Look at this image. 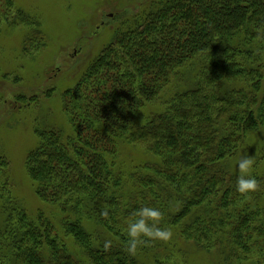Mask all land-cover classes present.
<instances>
[{"label": "trees", "instance_id": "1", "mask_svg": "<svg viewBox=\"0 0 264 264\" xmlns=\"http://www.w3.org/2000/svg\"><path fill=\"white\" fill-rule=\"evenodd\" d=\"M14 13L29 53L44 40L41 23ZM62 104L69 129L39 128L26 159L36 195L58 217H31L11 199L0 151V264H166L150 259L154 241L126 251L127 221L144 206L158 208L159 226L178 240L227 264H264V142L249 171L256 192L240 195L230 167L264 132V0H148ZM123 143L150 160L124 168Z\"/></svg>", "mask_w": 264, "mask_h": 264}, {"label": "rangeland", "instance_id": "2", "mask_svg": "<svg viewBox=\"0 0 264 264\" xmlns=\"http://www.w3.org/2000/svg\"><path fill=\"white\" fill-rule=\"evenodd\" d=\"M147 1L13 0L14 10L38 19L42 26V44L26 53L24 42L28 29L23 24L10 25L16 12L5 7V0H0V151L9 164L6 179L11 199L29 216L44 212L58 217L56 207L36 195L26 167L28 154L39 145L36 131L46 127L69 129V120L62 108L63 94L75 88L91 61L111 42L121 22ZM20 96L25 100L20 101ZM157 108L152 105L140 113L139 119L143 121ZM263 142V131L252 133L246 148L231 160V171L241 174L238 161L246 155L257 161ZM147 160L150 158L142 147L120 144L119 162L124 168ZM4 225L0 199V231ZM153 245L148 250L150 259L166 264H227L218 252L199 250L195 244L178 240L174 234L170 241H154Z\"/></svg>", "mask_w": 264, "mask_h": 264}, {"label": "clouds", "instance_id": "3", "mask_svg": "<svg viewBox=\"0 0 264 264\" xmlns=\"http://www.w3.org/2000/svg\"><path fill=\"white\" fill-rule=\"evenodd\" d=\"M254 163V158L244 156L238 161V168L241 173L236 180V191L247 198L249 193H254L259 188V182L249 175V171ZM163 219V213L155 207L144 206L138 208L133 216L127 221L126 233V251L134 256L138 247L148 241L168 242L172 239L173 233L170 229L159 226ZM111 247V241L104 244L105 250Z\"/></svg>", "mask_w": 264, "mask_h": 264}]
</instances>
